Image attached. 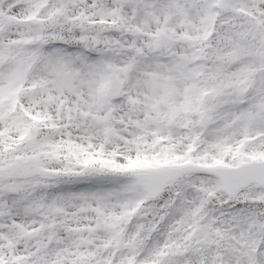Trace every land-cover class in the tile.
I'll return each mask as SVG.
<instances>
[{
    "label": "snow or ice",
    "instance_id": "1",
    "mask_svg": "<svg viewBox=\"0 0 264 264\" xmlns=\"http://www.w3.org/2000/svg\"><path fill=\"white\" fill-rule=\"evenodd\" d=\"M0 264H264V0H0Z\"/></svg>",
    "mask_w": 264,
    "mask_h": 264
}]
</instances>
